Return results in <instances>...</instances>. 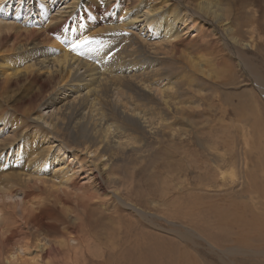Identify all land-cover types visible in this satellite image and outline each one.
I'll use <instances>...</instances> for the list:
<instances>
[{
  "label": "rangeland",
  "instance_id": "1",
  "mask_svg": "<svg viewBox=\"0 0 264 264\" xmlns=\"http://www.w3.org/2000/svg\"><path fill=\"white\" fill-rule=\"evenodd\" d=\"M19 1V7L11 2L6 14V4H0V17L3 14L7 21L15 20L22 26L38 22L41 26H34L38 35L45 33L49 17L66 7L65 0H40L41 4L38 0ZM228 2L231 1L223 0L224 7L231 6ZM260 2L264 0H256L257 4ZM171 7L174 9V4ZM17 12L20 15L16 16ZM261 13L260 10L254 15L230 16L229 22L235 35L252 47L243 48L247 57H253V64H259L264 73ZM104 17L97 13L98 21ZM139 29L140 25L132 31L140 33ZM184 29L183 37L192 46L177 50L178 57L169 56L166 61L164 49L159 46L155 50L159 61L151 63H160L164 68L159 72L163 80L160 86L145 80L149 92L139 91L130 75H135L137 55L120 50L121 58L129 64L126 71L114 67L115 62L109 60L120 48L105 37L108 29L96 35L94 44L85 46L96 52L94 62L106 82L101 89L102 96L108 98L105 106L112 113L110 119L116 118L121 125L116 130L111 125L115 138L111 142L99 143L104 126L81 115L85 111L82 103L90 102L93 95L78 99L73 91L51 84L49 77L41 73L36 83L40 90L33 95V101L39 104L41 115L51 116L57 130L41 118L38 125L24 127L23 145L17 143L14 152L2 154L3 169L18 170L20 165H31L33 161L25 146L35 145L45 158L32 169L52 180L55 196L64 198V204L53 197L40 202L49 221L55 224L51 230L38 234L41 243L47 242L46 250L50 253L40 256L41 264L258 263L255 259L244 262L245 256L237 253L242 250L225 248L232 244L240 246L243 241L255 248L264 243V230H255L264 227V215L256 207L264 203V96L243 74V66L239 67L233 56L229 58L231 54L222 49L214 32L208 27L194 31L192 21ZM149 32L144 30L143 37ZM73 42L72 37L66 44ZM59 44L64 42L59 40ZM24 45L30 50L41 49L45 55L53 51L37 40H25ZM185 54L194 61L195 56L203 55L206 62L196 61V69L189 65ZM139 56L146 58L142 52ZM105 67L110 69L106 72ZM116 79L132 81L133 86L126 93L151 112L147 113V123L129 115L134 106L120 102L124 97L117 91ZM125 98L128 100L126 95ZM69 116L80 120L84 129H89L85 124H91L94 134L75 130L66 121ZM3 129L0 124V134ZM41 185L39 180L31 189ZM0 217L1 225L11 226L7 214ZM2 237L1 234L0 243L6 250H0V264H7L11 252L23 251L18 249L15 237ZM72 249L76 253L69 257ZM30 253L27 257L34 256L33 250ZM259 264H264V254Z\"/></svg>",
  "mask_w": 264,
  "mask_h": 264
},
{
  "label": "bare ground",
  "instance_id": "2",
  "mask_svg": "<svg viewBox=\"0 0 264 264\" xmlns=\"http://www.w3.org/2000/svg\"><path fill=\"white\" fill-rule=\"evenodd\" d=\"M14 1L16 7H19L17 5L20 1ZM14 1L0 0V4H6L3 14L8 12L10 3ZM228 1H231L228 2L231 6L227 5L224 7L223 0H65L64 3H66V7L64 11L60 10V14L50 16L48 22L44 26L45 33L40 35H38V29L34 28V26L40 27V23L36 22L35 25L33 23H28L22 26L17 24L15 20L14 22L7 21L6 17L1 14L0 124L4 126V129L0 134V216L7 214V220L11 222V226L1 225L0 222V235L2 234L4 237V235L7 234L8 238L15 237L19 242L18 249L23 251L22 253L16 249L11 252L6 259L7 264H41L40 262H42L43 259H41L40 256L50 255L45 246L47 242L41 243L42 239L38 234L42 230H51L54 228L55 224L49 221L46 214L41 209L42 203L40 202H43L46 198L53 197L56 202L64 204V198L55 196V192L52 189L53 186H51L52 180H47L43 177L45 174H41V172L32 169V167H35L45 158L41 150L35 145L25 146V148L29 150L30 158L33 161L31 165H20L18 170H4L2 164V154L4 152H14L16 148L13 149V147H16L17 143H20L18 146L23 145L22 133L25 126L29 124L38 125L37 122L41 120V118L44 119L46 123L50 124L51 127L53 126L51 116L47 117L41 115L39 112V104L33 101V95L40 90V87H37L36 83L41 73L43 72L49 77L47 80H49L51 84H55V86L59 88H68L73 91L75 97L78 99H82L89 95L94 96L90 102L82 103V108L85 107V111H83L81 115L83 117L86 116L92 123L104 126L99 143L102 141L111 142V139H115L113 135L114 132L110 130L111 125L115 126V130L121 126L117 123L116 118L110 119L112 113L108 111L105 106L108 104V98L102 96L101 89L106 82L103 73L100 72V67L94 62V56L96 55L95 50L84 47L82 50H79L80 54H74L70 50V44H66L67 41L72 37L74 42L84 37H89L93 41L90 43V45H92L95 43L96 35L102 29H108L105 37L119 44L120 48L109 57V60L115 62L113 64L114 67L120 66L126 71L129 64L121 58L120 50L129 53L131 56L137 55L135 75H130L134 83L138 85L136 88L139 89V91L144 90L149 92V86L145 85V80L148 83L159 86L163 80L159 72L163 71L164 68L160 63L157 65L151 63L154 60L159 61V57L155 55V50L159 46L161 50L164 49L162 50L164 53V61H166V58L169 56L172 59H176L179 55L176 53L177 50H182L181 48H190L192 46L188 44V41L183 37L186 31L184 25L189 26V22L192 21L194 31H199L200 28L208 27L214 32L222 49L231 54L229 58L233 56L239 62H237L238 66H243V74L251 80L252 86L257 88L261 95L263 94L264 96V73L262 72V67L259 64H253V57H247L243 48L252 47L247 44L248 42H244L242 39L240 40V38L235 35V30L229 22L230 16L241 17V15L244 14L251 15L250 13L254 15L258 11L260 12V10L262 12L261 15H264V5H262L264 2L258 3L259 7L257 8L258 4L256 0ZM41 2L42 1L38 0V4H41ZM172 4L175 6L174 9L171 7ZM97 13L105 16L102 21H98ZM18 14L19 12L16 13V16ZM224 21L227 22L224 23ZM261 22L262 24L264 23L263 21ZM138 25H140V33L133 32V27ZM259 25L261 24L259 23ZM83 29H86L90 35L86 31H83ZM146 29L147 32H150L146 33L147 36L143 37V31ZM47 32L50 35H48ZM25 40L41 41V44L51 46L53 51L45 55L41 49H26L24 45ZM59 40L64 42V44H59ZM221 47L219 46L220 50H222ZM166 48L170 49L167 50ZM184 51L188 53L194 52V50L189 49ZM140 52L144 53L146 58H141L139 56ZM223 54L225 55V53ZM184 57L187 59L188 63H190L189 65L194 66L196 69L198 65L196 61L205 60L204 56L200 54L195 56V61L189 54H185ZM218 60L217 62H219ZM109 69L110 68L105 67L106 72ZM80 70H83V73L80 74ZM114 84L119 94L124 97V100L120 102L125 101L129 105L133 104L134 106V111L129 115L137 119H144V123H147V113L151 112L145 111L144 104L137 102V99L132 100V97L128 96L126 93V90H129L130 87L133 86L132 81L116 79ZM125 95L128 100H126ZM26 102L29 104L28 107L24 106ZM118 112L120 113V110H118ZM74 113L80 114V111H75ZM66 121L71 123L72 127L80 132L87 134H94L95 132V128H93L91 124H85L89 129H84L81 121L73 116H69ZM53 130H57V126H53ZM81 143V145L87 146V144ZM112 143L117 147H121L119 143L117 144V141H113ZM45 149L46 148H43V150ZM99 157V159H101L102 155ZM56 175L61 178L64 177L63 173H57ZM229 176L232 178L231 171ZM39 180L42 185L38 188L31 189L33 185H37ZM42 187L47 188L41 190ZM74 192L75 191L71 193ZM77 192L78 191H76V193ZM22 195L25 196V198H23ZM14 196L17 198L11 201L10 199ZM115 197L120 201V198L117 196ZM260 203L257 204L259 206L256 205V207L259 211L261 209V214L264 215V206L261 208L264 203ZM23 204H25V206H23ZM127 206L129 207L130 205ZM9 212H11V214H9ZM253 214H255V212H253ZM49 217H53V215L50 214ZM75 217L77 218V215ZM261 220L264 222V216ZM13 222H15V225H13ZM255 230H264V227H256ZM232 240L238 241L234 238ZM57 244L61 245V243ZM259 247H261V249H259ZM256 248L249 245V243L245 244V241H243V244L240 246H234L232 244V246L226 247L225 251L242 250L237 253L240 257L241 255L245 256L242 257L244 262L255 259L258 261L257 264H259L264 254V243H259ZM3 249L6 250L0 243V250ZM32 250L34 251V256L27 257L31 254L30 251ZM72 252L76 253V250L72 249L69 257L73 254Z\"/></svg>",
  "mask_w": 264,
  "mask_h": 264
},
{
  "label": "snow or ice",
  "instance_id": "3",
  "mask_svg": "<svg viewBox=\"0 0 264 264\" xmlns=\"http://www.w3.org/2000/svg\"><path fill=\"white\" fill-rule=\"evenodd\" d=\"M93 41L89 37H84L81 40H77L69 45L70 50L74 53L80 54L79 50H82L85 46L92 43Z\"/></svg>",
  "mask_w": 264,
  "mask_h": 264
}]
</instances>
